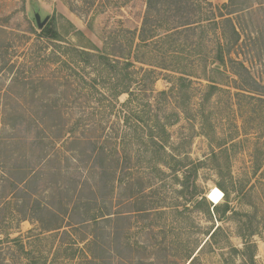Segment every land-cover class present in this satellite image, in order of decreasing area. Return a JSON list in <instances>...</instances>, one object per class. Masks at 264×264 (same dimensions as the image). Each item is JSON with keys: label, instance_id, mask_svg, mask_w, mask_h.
<instances>
[{"label": "rangeland", "instance_id": "rangeland-1", "mask_svg": "<svg viewBox=\"0 0 264 264\" xmlns=\"http://www.w3.org/2000/svg\"><path fill=\"white\" fill-rule=\"evenodd\" d=\"M229 1L193 0L190 19L199 27L181 34L174 29L182 14L157 0H0V264L30 263L8 242L20 236H31L25 247L46 264H264V0H236L254 6L242 51L233 54L250 73L214 69L222 34L231 29L210 23L207 2L220 8ZM36 12L50 17L46 26L61 41L42 37ZM146 17L150 43L135 50ZM72 48L112 60L131 55L152 114L178 119L169 130L171 150L206 162L184 191L168 170L119 171L124 185L117 183L118 165L100 149H110L117 108L128 96L99 111L103 88L113 86L110 74L93 62L75 75ZM83 78L97 92L87 95ZM50 136L67 139L56 144L58 154H50ZM138 178L154 186L132 187ZM213 191L221 193L217 201ZM80 196L91 205L82 206ZM202 197L222 206L219 215L209 203L194 206Z\"/></svg>", "mask_w": 264, "mask_h": 264}, {"label": "trees", "instance_id": "trees-1", "mask_svg": "<svg viewBox=\"0 0 264 264\" xmlns=\"http://www.w3.org/2000/svg\"><path fill=\"white\" fill-rule=\"evenodd\" d=\"M162 4L161 2H167L166 5L168 7H173V5L176 7V11L180 16V24L174 29L175 32H180L183 30H190L193 27H199L197 26V22L192 21L190 18L193 16L191 14L192 7L194 5L193 0H157ZM208 1V0H207ZM251 1V0H250ZM151 4V0H148V6ZM163 5V4H162ZM207 6L210 7V11H212L211 16L214 19L213 22L215 25L223 24L230 26L231 31L228 33L231 36V40L228 38V34H222L224 37L219 42V49L218 53L215 58V64L214 69L215 71L220 72L224 68H230L232 71H235V66H238L242 71H245L246 73H250L249 67L246 65V63L241 62L239 59L233 58V54L236 55L235 52H241L242 51V45L244 44L245 40L244 38L247 36V30H249V23L246 24L245 19L247 16H252L254 12V6L253 5H247V6H241L236 2V0H230L229 3L225 4L223 7L220 8H214L212 6V3L207 2ZM260 7H263L260 6ZM264 8V7H263ZM151 10V7L149 8ZM153 10H151L152 12ZM222 11H225L226 13H223ZM215 12H217L215 14ZM185 14H189L184 16ZM147 16V15H146ZM218 19H222L223 22H219ZM200 22V21H199ZM201 25H203L204 22H200ZM147 25H148V19L147 17L144 18L141 30L139 31V36L134 39V47L135 50L141 44L150 43L148 36H145V31H147ZM42 37L48 38L50 40H56L61 41L60 36L58 35L57 31L51 30L49 27H45L42 30ZM157 33V32H156ZM182 34V33H181ZM151 36L150 34H148ZM151 37H155L151 36ZM157 37V36H156ZM137 39H139L140 44H137ZM251 40V39H250ZM226 41V42H225ZM230 41V43H228ZM136 43V44H135ZM226 43V45H225ZM254 45L257 44V40L254 39L252 41ZM73 49V50H72ZM71 51L74 54L75 60H73V65L69 64V68L71 67L72 70H74L75 75H79V66L81 65H88L89 63L97 62L106 69V71L109 72L110 76L109 81L112 82L113 86L112 88H103L106 89L107 92L103 91L101 92L100 96L101 99L99 100V111L100 110H108L109 106L108 104L114 105V101H118L120 96L127 95L128 99L121 104V108H117V127L113 129V134L108 137V143L111 146L110 149L102 148L100 149L101 154H105L107 157L111 160H114L116 164L118 165V168L113 172V175L115 176V179L117 180V183H122V186L124 185L123 179L119 177L120 172L124 175V173H127L128 175L133 176V173L135 171H139L141 169H145L149 172V174L153 173H161L166 174V170L170 171L172 175H174L177 179L180 180V187L181 190L184 191L188 184L185 183V180L188 179V176H191L193 174H198V171L204 165L205 161H194L189 155H181L176 154V152H173L171 150V137H170V127H173L177 122V120H167L166 118H160L158 114L153 115V104L148 99V92L146 91V86H144V78L142 76L136 78L135 74V64L131 62V59L128 58V56H131L130 54L128 56L123 55L122 57L115 60H112L110 56H105L103 54H99L98 52L92 51H85L82 49H76L72 48ZM134 49V48H131ZM245 53V51H243ZM242 55V54H241ZM240 55V56H241ZM243 56V55H242ZM112 57V56H111ZM122 59V62H121ZM232 63V65H231ZM230 64V66H229ZM122 66V67H120ZM161 69H166L163 67H159ZM175 72H178L179 70H174ZM156 73V70H151L150 75ZM236 76L241 74L238 70L234 72ZM149 75V76H150ZM241 77V76H239ZM188 78L181 76L180 80L182 84L187 81ZM82 81L84 83H88L87 85L89 88L86 90L87 95L93 94L92 90L95 89V92H97V88L92 86L90 82H88L87 78H83ZM116 81V82H115ZM146 81V80H145ZM98 82L97 80H94L93 83ZM115 83V84H114ZM103 85V84H101ZM104 86V85H103ZM102 86V87H103ZM183 88L187 87V84L182 85ZM215 87V86H211ZM152 92L155 93L154 89H151ZM163 97H168L170 92H161L159 93ZM147 98V100H146ZM117 99V100H116ZM146 109V110H145ZM97 111V109H96ZM112 111L108 114H111ZM120 131V134L118 131ZM72 137L75 136V132L73 133V130H71ZM54 137V138H53ZM48 137V141L55 140L56 142L53 143L55 145L54 151L52 150L51 153L58 154L60 151L56 147V144L61 143H67L66 140H62V138H58L56 136ZM107 138V137H106ZM61 141V142H60ZM63 145V144H61ZM181 155V156H180ZM213 156H217L216 152H213ZM134 160H136L137 164H134ZM145 166V167H144ZM141 167V169H140ZM82 167L78 166L77 169L80 170ZM104 176H107L108 170H104ZM120 171V172H119ZM180 177H183L180 179ZM146 179V178H145ZM132 187L139 185L143 186L144 189L142 191H145V187H152L154 186V181L149 178L147 180L142 179H135L130 180ZM110 185V179L104 182V187L106 189L109 188ZM83 188V187H82ZM84 191L85 188H83ZM81 191V195L84 191ZM228 194L225 192V196ZM80 199H84L83 196H80ZM87 200L85 204H82V206L89 207L92 203L89 199ZM81 202V200H80ZM79 202V203H80ZM194 206L200 207L201 204L205 203L210 204L211 207H213L214 214L217 216L220 213V210L222 206L216 205L213 206L206 197L194 198L193 200ZM78 203V208H79ZM230 202L228 201L225 206L223 207V213L226 214L230 211ZM209 207V211H210ZM115 215L117 218H121L122 214H109L108 216ZM218 229H216L212 234L210 238H213L215 234L217 233ZM33 232H30L32 234ZM40 236H44V234H39ZM210 235V233H209ZM31 236L28 237V240L31 239ZM40 239V237L32 238V240ZM27 240V241H28ZM21 236L8 240L9 243L15 245V247H19L25 255L28 257L27 259H30L29 264H46V262L41 261L38 257H34L33 253L30 252L29 248H26V242ZM3 242H5L0 237V252H2L4 249ZM208 242V241H207ZM206 242V243H207ZM1 256L0 253V262H1Z\"/></svg>", "mask_w": 264, "mask_h": 264}, {"label": "water", "instance_id": "water-1", "mask_svg": "<svg viewBox=\"0 0 264 264\" xmlns=\"http://www.w3.org/2000/svg\"><path fill=\"white\" fill-rule=\"evenodd\" d=\"M35 20H36V24L38 26V28L40 30H43L45 28V26L47 25V23L50 20V17L47 16L45 19H42V15L40 12H36L35 13Z\"/></svg>", "mask_w": 264, "mask_h": 264}, {"label": "clouds", "instance_id": "clouds-1", "mask_svg": "<svg viewBox=\"0 0 264 264\" xmlns=\"http://www.w3.org/2000/svg\"><path fill=\"white\" fill-rule=\"evenodd\" d=\"M221 193L218 192V191H213L211 194H210V199H212L213 201H217L220 197Z\"/></svg>", "mask_w": 264, "mask_h": 264}]
</instances>
